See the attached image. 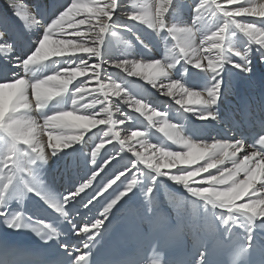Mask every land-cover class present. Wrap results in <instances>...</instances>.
<instances>
[{"label":"clouds","instance_id":"obj_1","mask_svg":"<svg viewBox=\"0 0 264 264\" xmlns=\"http://www.w3.org/2000/svg\"><path fill=\"white\" fill-rule=\"evenodd\" d=\"M174 3L156 0L151 14L128 16L158 38L185 35L179 51L169 48L160 59L135 55L136 45L119 35L118 0H48L51 14L40 4L28 5V23L16 16L29 45L23 55L18 40L0 24V50L7 53L0 61L14 70L0 80V97L7 96L6 109L0 110V142L6 146L0 156L6 169L0 172V217L13 232L29 230L43 244H60L69 264H96L94 254L111 232L113 216L133 195L140 204L131 213L142 223L139 234L121 240L132 250L152 233L166 237L175 230V202L161 196L177 190L186 204L218 222L231 246L222 264H253L258 234L264 241V125L251 136L231 129L220 135L223 81L218 79L229 66L250 74L255 56L264 64V0L256 7L246 0H192L190 25L168 23ZM109 36L119 40L111 59L105 50ZM135 39L151 53L140 36ZM182 62L212 74L215 83L196 90L173 79ZM148 89L177 106L179 122L149 102ZM77 153L81 166L90 169L87 178L62 199H45L44 170L62 154ZM13 195L20 197L21 210L9 218ZM32 195L44 200L59 225L82 238V247L61 243L66 233L60 226L34 221L23 211ZM81 211L96 215L78 227ZM170 247L151 240L140 264H170ZM195 264H208L206 250Z\"/></svg>","mask_w":264,"mask_h":264},{"label":"bare ground","instance_id":"obj_2","mask_svg":"<svg viewBox=\"0 0 264 264\" xmlns=\"http://www.w3.org/2000/svg\"><path fill=\"white\" fill-rule=\"evenodd\" d=\"M151 3H148L149 6L145 7L146 3H143V6L136 7L131 13H127L128 16L134 12L142 13L148 12L152 13L154 10V4L156 0H151ZM192 2V0H190ZM119 10L124 11L127 8V4L130 0H118ZM174 5L177 1H174ZM255 4H252V3ZM260 0H247L246 4L252 7L258 6ZM40 4L41 8L51 14V9L47 7L48 0H0V24H4L10 32V35L13 38L18 40V46L20 54L23 55L28 50L27 36L24 35L20 29L19 21L16 19L15 11H23L24 6L28 5H37ZM246 6V5H243ZM152 8V9H151ZM126 14V15H127ZM125 16V14H123ZM241 19L247 22H256L260 23L259 19L253 17H242ZM29 15H27L23 21L28 23ZM116 20V19H115ZM194 20V14L192 8L184 5L181 7V10L176 14V21L181 25H190ZM120 25L121 29L128 30L127 27L131 26L135 28L138 32L136 36H140L149 46L151 47V53H148L134 38L132 40L135 47V55L137 56H147L150 59H160L163 57L167 49H175L179 51L182 46H169L171 38H169L166 33L163 34V39L158 38L155 33L147 29L145 26L140 25L136 21H132L128 18L121 19V21L116 20ZM119 40L115 37L109 36L105 43V50L109 51L110 55L107 57L109 59L115 58V52ZM237 47H243V43L237 41ZM7 53L0 50V55H6ZM259 62V57L255 56L253 58V69L252 72L244 73L239 69L232 68L229 66L226 71L223 73L222 79V98L220 105L221 117L223 118V124L221 125L220 135L226 136L228 134L227 130L231 129L235 131L237 135H246L251 136L256 131L259 130L261 125H264V68L261 71ZM186 69V71H185ZM13 68L2 61H0V80L10 78L13 73ZM109 72H115L114 69H111ZM199 75H207L208 83L203 89L199 86ZM173 79L181 80L185 84L191 85L196 90H205L211 87L215 81L212 79V74L204 73L193 66L183 63L177 68L173 75ZM149 93V102L160 108L161 110H168L170 113V118L174 121L179 122L181 117L180 113L177 111L174 112L175 104L166 97L161 96L158 92L148 89ZM7 105V96L0 97V110L6 109ZM187 115V114H185ZM189 121L193 123H199L195 121L193 117H187ZM125 127H143L142 125H125ZM6 152V146L0 142V156ZM6 170L4 168V163L0 162V172ZM90 173V169H86L81 166L79 154L67 155L62 154V158L54 159L48 167L44 170V179H45V188L42 192V195L45 199L49 201H57L62 199V196L67 194V191L74 190V186L87 178ZM2 178V177H0ZM165 197L172 199L175 202V211L177 213V218L180 219L183 217L185 221V227L189 236H193L196 232H199L201 236H204L208 239H213L218 234L224 236L222 231H218V222L214 218H209L204 216L200 210L190 207L186 204L183 199L180 198L179 190L173 193L163 192L161 198ZM20 197L18 195H13L8 202L7 209L12 208H21L19 203ZM135 204L139 207L140 199L139 197L133 195L128 197L125 200L123 207L124 209L127 206ZM23 208L28 212L33 214L36 217L42 218L46 212H52L50 208L44 203L40 197L32 195L24 204ZM6 209V210H7ZM169 214H173L172 208H167ZM79 210V209H77ZM86 212L81 211L80 216ZM52 214L56 215L52 212ZM120 214V213H119ZM92 219L95 218L96 213H89ZM88 215V216H89ZM79 216V218H80ZM78 218V219H79ZM89 219H81L77 223V226H82L85 223H89ZM239 232V230H237ZM257 240L261 241L260 235L258 234Z\"/></svg>","mask_w":264,"mask_h":264},{"label":"rangeland","instance_id":"obj_3","mask_svg":"<svg viewBox=\"0 0 264 264\" xmlns=\"http://www.w3.org/2000/svg\"><path fill=\"white\" fill-rule=\"evenodd\" d=\"M174 1H177V3L173 6V9L170 11L169 16L167 17L169 24L178 23L176 21V14L181 10L182 6L184 7V5H187V6L190 7V5L192 3L190 0H174ZM151 2H152L151 0H130V2L127 4V8L124 11L120 10L119 12H117V15H116L115 19L118 20V21H121V19L128 18V14L127 13H131L132 11H134L136 9V7L143 6V3H146L145 7L146 6L148 7L149 6L148 3H151ZM252 4H255V3L253 2ZM242 6L243 5H237V7H242ZM123 14H125V16ZM244 18H246V17H244ZM253 18H255V17H253ZM251 23H256V22H251ZM127 28L131 29V31H128V30L120 28L118 30L119 31V35L132 41V40H134V38L138 34V32H137V30L135 28H133L131 26H129ZM133 33H135V35H133ZM166 35L169 38H171V42H170L169 46H171V45L172 46H184L185 39H186L184 34L175 33V34H169L168 35L166 33ZM259 66H260L261 71H262L263 68H264V64H260ZM105 69H106L107 72H109L111 70V69L107 68V65H105ZM199 79H200L199 86L204 89L206 87L208 81H209L208 76L207 75H199ZM186 85L189 86L190 88L194 89L193 86L188 85V84H186ZM209 88H210V86H209ZM176 108H177V106L175 105L174 110H173L174 112L176 111Z\"/></svg>","mask_w":264,"mask_h":264},{"label":"snow or ice","instance_id":"obj_4","mask_svg":"<svg viewBox=\"0 0 264 264\" xmlns=\"http://www.w3.org/2000/svg\"><path fill=\"white\" fill-rule=\"evenodd\" d=\"M15 15L23 20L28 15L27 6H24L23 11L21 10L15 11Z\"/></svg>","mask_w":264,"mask_h":264}]
</instances>
